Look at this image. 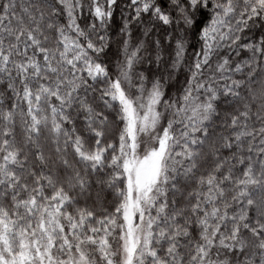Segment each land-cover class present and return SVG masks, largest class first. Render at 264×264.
Instances as JSON below:
<instances>
[{"label": "snow or ice", "instance_id": "1", "mask_svg": "<svg viewBox=\"0 0 264 264\" xmlns=\"http://www.w3.org/2000/svg\"><path fill=\"white\" fill-rule=\"evenodd\" d=\"M0 264H264V0H0Z\"/></svg>", "mask_w": 264, "mask_h": 264}]
</instances>
